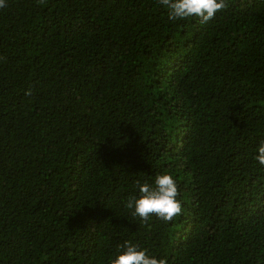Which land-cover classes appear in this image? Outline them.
Wrapping results in <instances>:
<instances>
[{
  "label": "trees",
  "instance_id": "trees-1",
  "mask_svg": "<svg viewBox=\"0 0 264 264\" xmlns=\"http://www.w3.org/2000/svg\"><path fill=\"white\" fill-rule=\"evenodd\" d=\"M227 2L6 0L0 264H264V0ZM165 173L182 214L143 224L125 202Z\"/></svg>",
  "mask_w": 264,
  "mask_h": 264
},
{
  "label": "clouds",
  "instance_id": "clouds-1",
  "mask_svg": "<svg viewBox=\"0 0 264 264\" xmlns=\"http://www.w3.org/2000/svg\"><path fill=\"white\" fill-rule=\"evenodd\" d=\"M158 3L167 9L170 21L194 17L200 24L209 23L218 12L229 7L227 0H158ZM6 6V0H0V8ZM25 94L31 95V89L26 90ZM255 159L264 165V141L260 142ZM136 186L139 195L128 197L125 207L131 210L133 217H139L143 224H147L153 216L171 222L182 214V204L177 199L179 187L171 174L156 175L154 184L137 181ZM118 247L124 250L116 254L115 258H110L109 264H167L166 259L149 255L146 249L137 244L125 241Z\"/></svg>",
  "mask_w": 264,
  "mask_h": 264
}]
</instances>
